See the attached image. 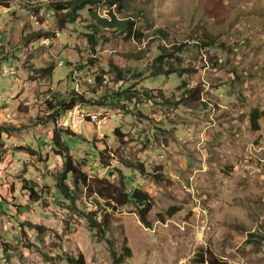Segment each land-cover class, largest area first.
Returning a JSON list of instances; mask_svg holds the SVG:
<instances>
[{"label":"rangeland","instance_id":"374dc122","mask_svg":"<svg viewBox=\"0 0 264 264\" xmlns=\"http://www.w3.org/2000/svg\"><path fill=\"white\" fill-rule=\"evenodd\" d=\"M37 1L0 5L13 7L0 17V264H70L67 257L78 253L85 264H115L108 241L118 256L124 240L131 255L121 264H198L201 249L233 264H264V0H123L120 9L113 7L116 20L132 18L141 33L130 39L116 26L98 24L87 7L60 27L65 10L48 7L59 0H39V9L51 15L50 25H37L28 18ZM89 9L99 16L108 11L104 4ZM93 26L97 43L91 48ZM41 27L60 32L43 40L53 42L48 47L40 38L27 40L37 31L50 34ZM204 35L226 44L200 53L196 41ZM157 45H181L174 54L178 63L172 62L177 73L152 75ZM127 52L137 59H124ZM210 56L221 66H211ZM51 65V78L40 77ZM112 66L123 70L124 80H116ZM196 85L204 104L180 103L181 97L195 103L186 90ZM129 86L135 91L130 100L99 104L100 97L115 100ZM75 91L100 107L84 109L79 126H66L80 134L52 120L37 123L52 113L47 101L54 105L53 96L64 99ZM254 108L261 115L258 129L249 120ZM88 118L107 124L91 127ZM54 128L89 178L109 175L114 183L121 171L129 186L149 194L151 226L132 203L112 209L84 189L73 204L57 198L62 160L51 144ZM116 128L125 134L123 143ZM114 155L144 170L127 168ZM22 178L34 185L38 201L27 200ZM172 207L177 210L169 214ZM96 210L97 219L106 212L110 220L104 238L83 214Z\"/></svg>","mask_w":264,"mask_h":264},{"label":"trees","instance_id":"16d2710c","mask_svg":"<svg viewBox=\"0 0 264 264\" xmlns=\"http://www.w3.org/2000/svg\"><path fill=\"white\" fill-rule=\"evenodd\" d=\"M10 1V0H9ZM123 3V0H59L55 2H51L48 4L49 8H52L56 11H64L65 13H62V16L59 18V26L63 27L66 23H72L76 20V18L79 16V11L85 7H87L88 12L92 13L95 17L94 19L103 27H113L116 26L118 29L125 32V38H139L141 37V33L139 30L134 28V21L130 19H124V20H116L113 8L109 9L111 6L114 8L118 7V9L121 8ZM7 0H0V5H6ZM98 4H104L107 6V9H109L105 16H99L93 9H89V7L97 6ZM41 3L39 0L33 4L32 8L34 11H38L40 8ZM109 7V8H108ZM49 10V9H48ZM97 14V15H96ZM93 32L91 34H87V40L93 48V46L96 45L97 39H96V33H97V26H93ZM46 31H50V29H45ZM157 36H161V33L157 30L156 31ZM42 36L41 31H37L36 33L31 34L29 37H27V40L30 39H36L40 38ZM54 33H46L45 36H42V41L44 39L53 38ZM196 44L198 45L197 51L200 50V53H203V50H208L209 47H216L217 49L222 48L225 46L226 42L217 40L216 37H213L212 35H204L203 40L196 41ZM181 45H177L172 49L166 48L162 45H157L155 47L156 54L151 60V64H155L154 67L152 66V75L158 76V75H171L173 73H177L179 69H177L175 66L172 65L173 60L175 63H178L179 58L174 56L175 53L181 51ZM124 59L128 60H136L135 54L132 52H127L122 55ZM93 58V57H92ZM88 59V66L90 67L93 59ZM135 58V59H134ZM141 59V58H138ZM209 62L211 66H221V64L217 63L216 57H208ZM212 60H214L212 62ZM63 61V60H62ZM70 64V63H69ZM64 61L61 65L63 66ZM71 66V65H70ZM76 66V65H75ZM80 68V69H79ZM84 66L78 65L76 69L81 70ZM88 68V67H87ZM183 72H186L188 69L180 68ZM4 70V68H3ZM53 65L41 69V75L42 78H51L53 74ZM112 72L116 73V80H124L125 74L121 68H118L116 66H112L111 69ZM14 79H17L14 76ZM97 83L100 82V78L96 77ZM182 88L186 86L185 82H182ZM189 95L195 94V103H190L188 101H184L181 97L180 103H183L185 106H188L189 108L197 106L196 104H204V101H201L200 99V88L199 85H196L195 87L191 89L186 90ZM70 93L68 94L66 98L59 99L58 96H53L54 99V105L49 100L48 102V108L52 110V113H49L47 117L44 119H39L37 123H45L48 121H53L55 125H58V121L64 116L65 112L71 108L72 106H75V104L81 101H93V99H85L82 94L78 93ZM117 99H107L105 96L100 97L99 104H110L113 105L114 102H117L118 99H127L130 100V97H132L135 94V91L131 86L127 87L125 90L117 93ZM168 102V100H167ZM91 104V103H90ZM207 105V104H206ZM100 108V107H99ZM97 107H92L90 109L93 110H99ZM264 116V115H263ZM47 118V119H46ZM261 118L260 111L257 108H254L250 112V124L253 129H258V120ZM90 118L87 119L89 121ZM85 124H87L85 122ZM62 129V128H60ZM58 129H53L52 131V146L59 148V151H57V154L60 156L62 160V167L60 169V172L57 176L56 183H55V190L54 194L56 192L57 198H63V199H71L72 204L74 203V200L78 197V194L82 192V189L85 191H88L90 193H94L98 198L105 199L108 203V205L111 206L113 209L115 205H126L128 203H132L135 205V208L138 212V216L140 221L146 226H151V223L147 220V214L151 210V197L149 194L141 189L139 186H129L130 180L127 178V176H124L121 171H118V179L117 182H109L107 179L109 175H105L101 178L91 179L87 176L86 173H84L80 167L73 162V159L70 154H68V147L65 145L62 137L56 132ZM72 129H69L68 127H64L65 132H70L73 135H78L75 132L71 131ZM63 131V130H62ZM60 131V132H62ZM114 134H116L119 143H123V138L125 137L124 133H121L118 131V129L113 130ZM79 133V132H78ZM80 134V133H79ZM48 141V140H47ZM46 141V142H47ZM60 142L64 143L62 145ZM65 149V150H64ZM64 150V151H62ZM102 153L100 152V160L102 159ZM115 158L120 161L125 167L127 168H133L134 170H140L141 172L144 170L143 167L140 165L137 167L134 166L132 163L128 161H124L121 157L114 155ZM67 180L70 181V185L67 184ZM21 190H26L27 192V200L29 202H36L39 200L38 192L35 190L34 185L30 183L29 180H26L25 178H22V186ZM94 205L97 207H100V203L98 200L94 199ZM101 209V208H100ZM177 209L172 207L168 211L169 214H173ZM83 214L87 216L88 221L90 222L92 228L95 230V232L102 236L103 238L106 237L107 232L110 230V220L108 217V214L106 212L100 213L99 219H97L98 211L94 212H87L85 213L83 211ZM41 227L37 226L36 230H39ZM1 239V235H0ZM110 244V254L113 258V262L115 264H121L125 257H129L131 255V250L128 246L124 245L121 248V253L119 255H116V252L114 250L113 244L111 241H108ZM6 247L7 245H3ZM7 259H9V256H7ZM50 260V258H49ZM67 261L70 264H85V259L82 253H78L77 257H67ZM194 261L198 264H233L230 263L224 259L219 258L217 255H215L211 250L207 249H201L199 252L196 253V256L194 257ZM54 264V263H53Z\"/></svg>","mask_w":264,"mask_h":264},{"label":"built area","instance_id":"2783aa9c","mask_svg":"<svg viewBox=\"0 0 264 264\" xmlns=\"http://www.w3.org/2000/svg\"><path fill=\"white\" fill-rule=\"evenodd\" d=\"M13 10V7L12 9H4L3 7L0 6V17H2L3 13L6 14V13H10L11 11ZM109 10V9H108ZM28 18L31 22L37 24V25H50L49 21H50V12L49 11H46L45 9H38V11H34L32 10L31 12L29 11L28 12ZM42 28V27H41ZM44 29V28H42ZM50 33H57L59 34L60 32L59 31H56V29H51V32ZM53 42H43L42 41V36L40 37V44L48 47L50 46V44H52ZM62 60H59L58 61V65H61L62 64ZM78 83V80L75 82V85ZM2 100V97H0V101ZM94 107L93 104H90L88 101H81V109L79 111H72V117L71 119H78V126L80 125V114L81 112L83 111V109H90ZM109 114H112V113H109ZM68 120L67 122H70L71 121ZM107 123H104V122H98V121H94V120H90V126H94V125H101V127L103 125H106ZM57 127L59 128H62L64 129V123H60V125H56ZM72 132H75V133H78V130H71ZM101 131H103L101 129ZM101 136H103V132H101Z\"/></svg>","mask_w":264,"mask_h":264},{"label":"bare ground","instance_id":"6f19581e","mask_svg":"<svg viewBox=\"0 0 264 264\" xmlns=\"http://www.w3.org/2000/svg\"><path fill=\"white\" fill-rule=\"evenodd\" d=\"M81 109V104H77L71 108H69L66 112H65V118L63 119L64 126H68L70 128L76 127L78 125V119H71L72 117V111H79ZM85 114V110L83 109V111L80 114V122H82V118L83 115ZM7 116V114H6ZM70 122H67L68 120H70ZM61 123V122H60Z\"/></svg>","mask_w":264,"mask_h":264},{"label":"clouds","instance_id":"9594fccd","mask_svg":"<svg viewBox=\"0 0 264 264\" xmlns=\"http://www.w3.org/2000/svg\"><path fill=\"white\" fill-rule=\"evenodd\" d=\"M109 8V7H108ZM113 8V6H111L109 9H112Z\"/></svg>","mask_w":264,"mask_h":264}]
</instances>
